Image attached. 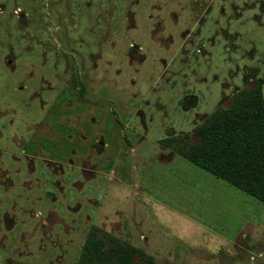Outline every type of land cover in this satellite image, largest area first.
I'll use <instances>...</instances> for the list:
<instances>
[{"label": "rangeland", "instance_id": "374dc122", "mask_svg": "<svg viewBox=\"0 0 264 264\" xmlns=\"http://www.w3.org/2000/svg\"><path fill=\"white\" fill-rule=\"evenodd\" d=\"M258 86L264 0H0V264H264V204L177 153Z\"/></svg>", "mask_w": 264, "mask_h": 264}, {"label": "trees", "instance_id": "16d2710c", "mask_svg": "<svg viewBox=\"0 0 264 264\" xmlns=\"http://www.w3.org/2000/svg\"><path fill=\"white\" fill-rule=\"evenodd\" d=\"M200 139L177 149L193 166L264 204V88L237 94L198 127ZM107 239V238H105ZM108 242V244H106ZM114 240L90 233L79 264H153Z\"/></svg>", "mask_w": 264, "mask_h": 264}]
</instances>
